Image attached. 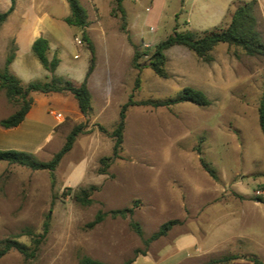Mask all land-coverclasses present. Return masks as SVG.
<instances>
[{"label":"rangeland","instance_id":"rangeland-1","mask_svg":"<svg viewBox=\"0 0 264 264\" xmlns=\"http://www.w3.org/2000/svg\"><path fill=\"white\" fill-rule=\"evenodd\" d=\"M86 7L87 28L60 22L61 41L53 52L57 57L63 52L66 64L69 42L81 59L90 54L83 32L92 40L95 63L87 81L91 113L84 116L71 94L51 93L70 101L43 108L34 128L0 135L2 147H40L38 155H30L50 162L74 129L82 127L54 171L0 162V249L9 240L33 249L30 234L44 236L34 259L26 261L13 249L0 264H79L84 256L106 264H129L185 230L192 211L201 205L198 198L239 195L260 200L264 210V199L255 196L258 188L264 189V135L258 114L264 57L221 44L213 53L215 60L204 62L176 46L166 51L167 77L161 78L150 68V58L155 46L170 35L168 24L154 38L140 39L130 30L128 15L125 29L121 18L112 15L113 0H96V5ZM258 30L264 40V22ZM135 49L140 53L136 61ZM187 87L204 88L211 105L143 104L173 99ZM125 105L123 141L115 153L113 134ZM17 109L0 91V121ZM202 161L216 173V180ZM83 191L88 204L76 199ZM124 210H129L124 216L111 215ZM100 212L105 219L88 228ZM172 221L176 223L165 236L151 239Z\"/></svg>","mask_w":264,"mask_h":264},{"label":"crops","instance_id":"crops-1","mask_svg":"<svg viewBox=\"0 0 264 264\" xmlns=\"http://www.w3.org/2000/svg\"><path fill=\"white\" fill-rule=\"evenodd\" d=\"M79 1L85 9L87 5H96V0ZM251 1L125 0L123 7L134 35L140 39H150L167 24L171 29L170 34L174 30L203 33L223 28L230 22L234 4ZM255 1L258 25H262L264 0ZM126 5H129L130 10L126 9ZM10 7L11 0H0V13L7 12ZM53 9L60 13H50ZM70 14L67 0H16L14 12L0 29V69L5 67L15 47V59L9 71L23 85L49 81L52 75L35 57L32 46L38 38H46L50 46L49 59L56 56L53 50L61 41L59 23L64 22ZM67 45L70 47V55L64 64L63 52L58 53L60 65L55 75L80 82L86 77L91 55L84 53L79 59L74 56L77 52L72 49L74 43L71 41ZM218 49L219 46L210 54L213 60V53ZM208 79L210 83L213 82L211 77ZM197 89L204 90L202 87ZM32 98L34 103L23 123L16 128L5 129L6 132L0 129L2 137L11 131L22 133L30 126L34 128L35 124H40L39 115L43 108L70 101L56 94L33 93ZM39 149L7 148L0 145V151H25L33 156L40 153ZM197 201L201 205L192 211V220L186 224L185 230L166 238L162 246H152L145 256L137 258L132 264H255L254 260L264 264V210L260 200L252 201L239 195H221L198 198Z\"/></svg>","mask_w":264,"mask_h":264},{"label":"trees","instance_id":"trees-1","mask_svg":"<svg viewBox=\"0 0 264 264\" xmlns=\"http://www.w3.org/2000/svg\"><path fill=\"white\" fill-rule=\"evenodd\" d=\"M115 7L113 9L112 15L115 17H120L123 21L122 29H125L126 11L123 7V2L125 0H113ZM71 14L67 17L64 22L71 27L85 29L88 26V12L80 3L79 0H67ZM256 1L251 2H238L234 4V10L231 15L230 22L227 26L207 31L203 33H193V32H178L174 30L166 39L159 42L155 48L154 53L150 58V68L153 72L161 77L166 78L167 73L165 70V64L167 61L166 51L169 49L182 46L187 48L189 51L194 53L199 59L204 62H211V52L221 44H227L230 47L240 48L248 56H262L264 57V40L258 30V19L255 12ZM15 10V0H11V7L7 12L0 13V28L7 22L8 18ZM82 41L87 45L90 52V64L86 77L83 82L79 83L77 81L68 79L66 77H59L55 75L57 68L60 65V59L54 56L51 60L48 57L50 46L46 38H38L32 46V52L35 57L41 62L43 67L52 75L51 79L47 82H32L27 85H23L22 82L15 77L10 71L9 67L15 59L14 47L5 65V70H0V91H4L6 98L9 102L17 106V111L9 116L8 118L0 121V126L4 129H13L18 127L23 123L27 114L32 108L34 100L32 98L33 93L40 94H51V93H69L71 94L78 104L80 112L84 116H88L92 111V98L90 91L88 90L87 81L94 69L95 63V46L92 40L89 38L87 33L83 32ZM140 58V53L135 49L134 60L136 61ZM138 68V64L134 63V67ZM179 103H191L196 106L206 108L211 105V101L207 95L195 88L187 87L184 88L175 98L160 102H146L144 105H151L155 108L159 107H172ZM127 105L123 106L120 112L119 122L114 131L113 137L115 138L114 151L117 153L122 145V135L125 126V112ZM259 124L264 135V91L260 101L259 109ZM82 127L78 126L69 135L67 142L61 152L56 154L50 162H39L33 159L30 154L21 153L17 151H0V162H6L9 165H21L27 166L32 170H49L54 171L60 160L69 152L75 141L76 136L80 132ZM106 161V160H103ZM204 170L209 174L214 180L217 179L216 173L202 161ZM92 189V188H91ZM87 191H83L81 196H77L76 199L81 203L88 204L90 201L87 199ZM129 210L111 212L113 217L124 216ZM106 217L104 213H98L95 220L88 224V228H93L100 224ZM176 222H168L161 227L158 233L152 236V240L159 239L167 234L171 227ZM47 229L44 230V235L47 234ZM139 231V230H138ZM32 244L33 249L29 248L27 245L22 244L17 240L6 241L3 248L0 249V258L5 256L11 250H16L22 254L26 261L35 258L39 246L44 239V236H38L35 238L32 234ZM146 255V253L144 254ZM134 262L131 261L129 264ZM255 264H263L258 260H254ZM79 264H106L99 260L92 259L88 256L81 257Z\"/></svg>","mask_w":264,"mask_h":264},{"label":"built area","instance_id":"built-area-1","mask_svg":"<svg viewBox=\"0 0 264 264\" xmlns=\"http://www.w3.org/2000/svg\"><path fill=\"white\" fill-rule=\"evenodd\" d=\"M59 118H61V114L58 115ZM255 196L257 198H260V199H264V189H261V188H258L256 191H255Z\"/></svg>","mask_w":264,"mask_h":264}]
</instances>
